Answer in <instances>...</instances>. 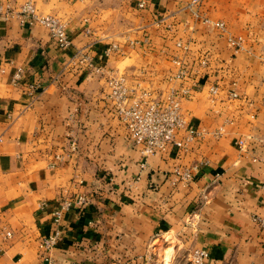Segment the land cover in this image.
I'll list each match as a JSON object with an SVG mask.
<instances>
[{"label": "crops", "instance_id": "1", "mask_svg": "<svg viewBox=\"0 0 264 264\" xmlns=\"http://www.w3.org/2000/svg\"><path fill=\"white\" fill-rule=\"evenodd\" d=\"M192 1L0 0V264H191L199 248L205 264H264V43L249 34L235 54L234 0ZM28 2L65 24L69 48L19 14ZM111 78L156 98L191 89L181 109L198 137L145 157ZM80 196L46 261L52 213Z\"/></svg>", "mask_w": 264, "mask_h": 264}, {"label": "built area", "instance_id": "2", "mask_svg": "<svg viewBox=\"0 0 264 264\" xmlns=\"http://www.w3.org/2000/svg\"><path fill=\"white\" fill-rule=\"evenodd\" d=\"M199 3L200 0H193L191 6H196ZM146 5L147 0H138L137 6L139 9L146 8ZM19 14L23 18L37 22L47 28L51 37L60 48L67 49L70 47L66 26L58 18L38 15L35 6L31 2L22 6ZM205 23L226 31V25L223 22H211L206 19ZM229 43L234 48L235 54H237L243 49L245 40L242 37L230 38ZM116 49L114 46L109 50V53ZM174 63L181 68L177 78L186 77L187 70L183 67L182 61L176 58ZM199 65L201 67H207L208 61L202 58ZM21 78L22 71L19 70L15 75V80L20 81ZM109 88L110 92L108 97L117 107L120 122L124 125L131 142L141 149L145 157L158 154L165 155L174 148L185 150L198 137V133L188 127V123L181 109L182 101L192 97L191 89L172 90L164 98H156L152 93L147 91L136 95L137 92L128 89L124 78H111L109 80ZM211 93L217 94V88H212ZM232 96L237 97V94H232ZM182 131L187 133L184 139L179 138ZM181 177L186 182L192 180L190 172L185 173ZM73 203L82 208L88 204V199L85 196H80L75 202L67 200L62 210L52 213L54 233L52 236L44 238L40 245L46 261H50L48 254H50L62 239V215L71 209ZM256 222L264 237V218L257 217ZM6 237H12V234L7 232ZM189 258L191 264H205L209 259V252L203 248L194 249L190 253Z\"/></svg>", "mask_w": 264, "mask_h": 264}, {"label": "rangeland", "instance_id": "3", "mask_svg": "<svg viewBox=\"0 0 264 264\" xmlns=\"http://www.w3.org/2000/svg\"><path fill=\"white\" fill-rule=\"evenodd\" d=\"M228 11L231 29L238 37L260 36L264 43V0H234ZM254 5V7H253Z\"/></svg>", "mask_w": 264, "mask_h": 264}]
</instances>
